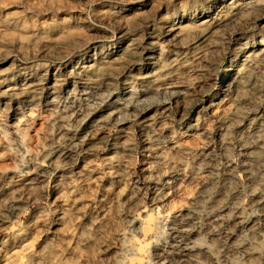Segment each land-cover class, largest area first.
Here are the masks:
<instances>
[{
  "label": "rangeland",
  "instance_id": "rangeland-1",
  "mask_svg": "<svg viewBox=\"0 0 264 264\" xmlns=\"http://www.w3.org/2000/svg\"><path fill=\"white\" fill-rule=\"evenodd\" d=\"M0 264H264V0H0Z\"/></svg>",
  "mask_w": 264,
  "mask_h": 264
},
{
  "label": "bare ground",
  "instance_id": "bare-ground-1",
  "mask_svg": "<svg viewBox=\"0 0 264 264\" xmlns=\"http://www.w3.org/2000/svg\"><path fill=\"white\" fill-rule=\"evenodd\" d=\"M192 16H195V18H197L198 17V14H194L193 15L190 12H183V14H181L180 20H181L182 23H184V22L189 21L192 18ZM222 82L223 81H220L217 84L220 85V84H222ZM49 91H50V95L51 96H54L56 94L54 88H50Z\"/></svg>",
  "mask_w": 264,
  "mask_h": 264
}]
</instances>
